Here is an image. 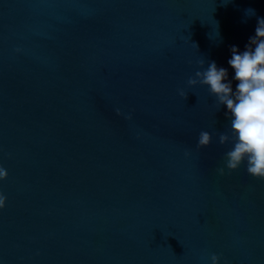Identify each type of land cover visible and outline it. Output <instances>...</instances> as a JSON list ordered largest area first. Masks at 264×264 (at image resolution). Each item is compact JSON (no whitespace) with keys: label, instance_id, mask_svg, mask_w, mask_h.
<instances>
[{"label":"water","instance_id":"95a60500","mask_svg":"<svg viewBox=\"0 0 264 264\" xmlns=\"http://www.w3.org/2000/svg\"><path fill=\"white\" fill-rule=\"evenodd\" d=\"M247 9L0 0V264H264V179L217 173L229 122L187 87L243 50Z\"/></svg>","mask_w":264,"mask_h":264},{"label":"clouds","instance_id":"9594fccd","mask_svg":"<svg viewBox=\"0 0 264 264\" xmlns=\"http://www.w3.org/2000/svg\"><path fill=\"white\" fill-rule=\"evenodd\" d=\"M245 15L256 16V12L247 9ZM198 85L207 88L216 108L223 109L229 122L228 130L218 135V143L230 147L224 153V164L217 168V173L224 175L225 169L234 171L243 164L250 176L264 179V16H256L254 34L248 38L243 50L238 45L230 47L227 67L218 66L215 60L208 61L206 67L204 59L197 62V70L187 79V87ZM177 92L186 95L183 88ZM210 142L211 134L202 130L198 146L207 147ZM6 177L7 171L0 166V180ZM5 200L0 193V209ZM210 259L211 264H219L217 255L213 254Z\"/></svg>","mask_w":264,"mask_h":264}]
</instances>
